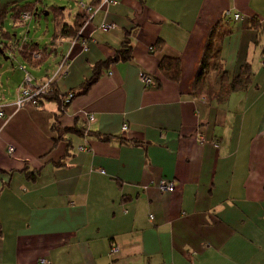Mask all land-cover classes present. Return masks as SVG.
<instances>
[{"label": "crops", "instance_id": "1", "mask_svg": "<svg viewBox=\"0 0 264 264\" xmlns=\"http://www.w3.org/2000/svg\"><path fill=\"white\" fill-rule=\"evenodd\" d=\"M80 1L92 18L76 38L55 39L75 23L78 11L75 20L67 11ZM104 1L0 0V47L20 45L18 71L0 63V264H264V0ZM24 3L35 17L53 14L51 37L16 31L33 19L17 23L13 5ZM103 23L117 28L104 32ZM220 29L230 32L222 75L230 81L244 64L252 74L224 102L192 95ZM125 43L130 60L81 93L95 64ZM164 58L180 61L178 83L160 76ZM27 74L32 85L52 80L61 96H75L65 108H17ZM222 75L210 73L215 91Z\"/></svg>", "mask_w": 264, "mask_h": 264}, {"label": "trees", "instance_id": "2", "mask_svg": "<svg viewBox=\"0 0 264 264\" xmlns=\"http://www.w3.org/2000/svg\"><path fill=\"white\" fill-rule=\"evenodd\" d=\"M14 17H19L25 12H31L34 15L33 11V3H24L22 5H13ZM37 15V14H36ZM35 16V15H34ZM3 17L4 15L0 12V29L3 25ZM55 18V17H54ZM56 20V18H55ZM84 25V21L81 19L79 15H77V19L72 26L63 25L57 34L56 38L66 37L74 39L79 34L80 30ZM229 31H214L209 38V45L205 50L202 62H201V70L195 80V84L193 87L192 95L197 97L204 95L207 100H217L218 102L226 101L227 97L230 93L235 91L244 90L251 81V67L249 64H244L240 67V70L237 75L233 77L232 80L227 81L225 75L223 73V64L220 55V46L222 43L223 36L228 35ZM3 48L7 46L6 43H2ZM18 45V44H17ZM20 46V45H18ZM33 52L32 48L25 49L24 55L29 56L28 54ZM131 49L128 43H125L120 51L117 52L115 57L109 59L107 61H101L95 64L92 69V74L90 78L84 83L82 87L81 93L87 92V90L97 82L99 79L100 72L103 69H106L109 65L116 63L118 61H129L131 56ZM158 72L160 76L169 81L171 83H178L181 76V66L180 61L178 59L172 58H164L161 60L158 66ZM210 73H215L216 75H222L223 85H221L220 90L215 91L213 85L210 80ZM67 95L61 96L55 87L54 83L51 84L49 89L42 93L38 97V106L43 104L44 101L56 102L60 107H67L68 103L71 99L74 98L75 93H72V97L69 101H66ZM75 131V130H74Z\"/></svg>", "mask_w": 264, "mask_h": 264}, {"label": "built area", "instance_id": "3", "mask_svg": "<svg viewBox=\"0 0 264 264\" xmlns=\"http://www.w3.org/2000/svg\"><path fill=\"white\" fill-rule=\"evenodd\" d=\"M104 3L105 4H114V1L113 0H106V1H104ZM77 4H78L77 5L78 6V10H77L78 15L84 21V25H85L86 23H88L90 21L95 10L91 5H87L81 1L78 2ZM32 18H33V15L31 12H25L20 16L17 23H20V24L27 23ZM226 18H230L234 21H237L240 19V15L235 14L232 16L230 13H227ZM116 28H117L116 25L109 24V23H103L100 26V29L104 32L115 30ZM17 46L12 45V44H8L7 49H6V55H8L12 58L18 50ZM35 57H36V59L40 58V56L38 54L35 55ZM67 61H68L67 58H64L60 62L56 75L64 74L66 72V68L68 67ZM260 64L264 68V51L260 57ZM20 69L24 71V67H20ZM140 80L147 87H154L155 86V81L148 75L140 74ZM51 81H49L48 83L43 84L41 86L32 85L33 80L30 77V75L27 74L25 77V82L22 84V86H20L19 91H18V100L16 102L17 108H20L26 104H30L31 106L37 107L38 106V97L42 93H44L45 91H47L49 89V87L51 86V83H52ZM71 97H72L71 94L67 95L66 101H69L71 99ZM0 117L1 118L3 117V113L1 111H0ZM88 121L93 122L94 121L93 117H89ZM124 129H125V127H124ZM81 150H83V149H81ZM13 151H14L13 147L8 148L9 154H12ZM157 188L161 192H173L174 185L172 183H169L166 181H160L157 185ZM117 252H118L117 247H113L111 249V254H115ZM40 264H46V261L41 260Z\"/></svg>", "mask_w": 264, "mask_h": 264}, {"label": "rangeland", "instance_id": "4", "mask_svg": "<svg viewBox=\"0 0 264 264\" xmlns=\"http://www.w3.org/2000/svg\"><path fill=\"white\" fill-rule=\"evenodd\" d=\"M77 4V3H76ZM78 5V4H77ZM76 5V7H74V4L72 3L70 6H71V9L68 13L67 11V15L69 14L70 15V20H75V17H74V12L78 10V6ZM71 13V14H70ZM39 15L40 16H34L32 21H30L27 25L25 26H21V27H17L15 28L16 31H20L21 33H24V35H27L28 36V33L27 31H29V38H36V37H43V36H46V37H51L52 35V32H53V14L51 13L49 16H44L43 14V10L42 9H39ZM66 15V16H67ZM68 18V16H67ZM5 28L6 30L8 31H12V29H14L13 27H11V25L9 26V23H8V20L6 21V24H5ZM2 40V39H1ZM42 40H40V46L42 45ZM19 58H18V55H15L14 58H11L9 59L8 61H4L2 59V57L0 56V63H2V65H5L6 68L8 69H12L10 64L13 63L14 64V70L18 71L19 70V66H20V63H19ZM34 71V70H31L29 67H28V70L27 72L29 73Z\"/></svg>", "mask_w": 264, "mask_h": 264}, {"label": "water", "instance_id": "5", "mask_svg": "<svg viewBox=\"0 0 264 264\" xmlns=\"http://www.w3.org/2000/svg\"><path fill=\"white\" fill-rule=\"evenodd\" d=\"M6 49H7V46L5 47V49L3 48V45L0 47V56L3 58L4 61H8L9 59H11L10 56L6 55Z\"/></svg>", "mask_w": 264, "mask_h": 264}]
</instances>
